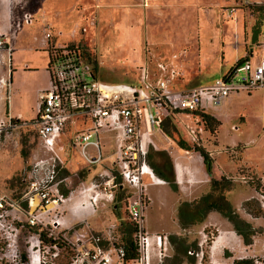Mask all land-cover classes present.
Instances as JSON below:
<instances>
[{"label":"rangeland","instance_id":"obj_1","mask_svg":"<svg viewBox=\"0 0 264 264\" xmlns=\"http://www.w3.org/2000/svg\"><path fill=\"white\" fill-rule=\"evenodd\" d=\"M24 13L32 15L31 26L21 22ZM235 13L243 17L251 34L257 32L252 45H255L257 58L264 56V39L261 37L264 0H0V80L3 79L6 86L11 81V87L5 88L0 84V113L12 116L15 120L19 115L16 125L0 137V192L21 201L29 181L40 183L47 179L46 164L32 170L35 163L51 157L42 147L32 121L36 117V93L49 83L46 54L49 46L75 45L82 48L98 80L103 83H135L141 66L145 65L154 71L155 64L166 62L172 63L181 76L179 88H192L208 84L210 71L215 75L210 78L213 80L219 76L222 67L228 69L232 61L243 54L244 50L240 49L237 53L232 51L230 58L227 52L223 57L226 42L224 22H228L227 17ZM17 24L20 26L17 27ZM48 34L50 38L44 44ZM202 52L208 55L204 57ZM263 110L264 90H256L249 95L240 92L233 95L226 105V116L221 107L215 111L216 115L206 114L219 123L212 132L206 129L203 122L197 123V126L203 125L197 143H192L187 133L189 128L194 127V117H172L171 124L177 131L172 140L164 135L161 128L153 131L148 153L163 151L169 156L176 185V189L172 190L154 175L146 161L154 178L146 176L143 180V231L150 236H168V255L161 264H177L173 256L177 255L178 240L185 241L188 250L202 252L200 264H211L210 248L220 232L225 230L224 227L229 226L226 221L222 225L218 223L221 216L215 211L208 212L199 224L186 228L180 226L177 210L182 203L195 204L205 196H216L219 191L218 188L213 191L207 176L195 168L182 172L180 162L192 159L195 152L181 150L177 146L178 140H184L192 148L203 149L213 165L217 160L223 165L234 163L235 170L227 172L228 178L222 177L225 180L222 185L226 188L222 195L228 201L226 194L232 191L233 198L242 196L248 200H243L241 204L242 213L232 207L242 220L245 221L247 216L241 217L240 214L264 217L258 200L249 198V194L259 189L260 194L264 195L261 179L251 172L256 166L260 170L264 168ZM87 126V121L83 123L79 119L75 127L64 131L57 144L58 151L55 150L62 161H55L58 170L55 180L67 178L57 185L58 192L65 194L67 199L71 195L67 203H58L62 212L59 216L62 215L70 228H82L90 238L99 237L101 248L109 250L114 244H122V231L132 228L124 212L125 199L132 194L130 188L120 180V184H115V180L119 179L115 164L88 167L80 158L78 149L71 145L74 132L83 131ZM104 137L103 151L106 157H110L115 154V141L112 134ZM103 173L113 177L110 191L104 189L107 176L101 177ZM156 180L163 184H155ZM82 183L85 187L97 186L94 191L98 197L95 200L93 197L96 194L92 192L91 199H86L83 204L86 209H78V212L71 214L68 208L80 193L79 186ZM110 194L111 199H106ZM21 207H26L23 202ZM27 212L28 208L14 215L25 221ZM210 214H215L216 220L208 222ZM13 223L18 228L19 221L14 219ZM254 230L251 239L259 237L264 240V220ZM233 233L244 244L234 230ZM171 238L176 242L172 244ZM33 241V235L23 230L5 240L0 238V246H6L8 251L17 254H30L29 244ZM222 244L229 247L227 243H221L219 247ZM233 248L227 253L214 247L213 250H217L214 255L217 256L216 262L227 263L229 259L234 261L244 255L242 246ZM262 255L264 251L255 257L260 258ZM70 257L69 250L62 249L58 260L61 264H68ZM177 257L181 259L178 264H197L195 256L186 254L185 258L180 254ZM246 260L253 264L251 259ZM150 264H158L154 255Z\"/></svg>","mask_w":264,"mask_h":264},{"label":"built area","instance_id":"obj_2","mask_svg":"<svg viewBox=\"0 0 264 264\" xmlns=\"http://www.w3.org/2000/svg\"><path fill=\"white\" fill-rule=\"evenodd\" d=\"M21 22L31 26L32 15L24 13ZM19 26L17 24V27ZM49 38V34L45 36L44 44H47ZM46 54L49 87L40 92L32 125L42 147L51 157L49 160L35 163L32 170L35 171L46 164L47 179L40 183L36 180L29 181L27 192L21 201L13 200L0 192V238L5 240L15 232L25 230L27 234L33 235L34 241L29 244L30 254H17L8 251L6 246H0V264H61L58 257L62 249L71 253L68 264H150L152 255L158 264H161L168 255V236H150L143 231L145 199L142 175H152V170L146 162L148 147L152 145V133L159 131L164 120L174 113L191 114L195 118V124L187 133L191 142L197 143L199 135L203 132V125L197 126V123L201 122L198 113H203L205 108H218L233 94L264 90V56H260L256 62H235L227 73L216 78L208 86L175 90L173 83L179 73L172 63L158 62L154 71L148 67L141 69L140 84L132 86L99 81L93 66L78 46L53 45L49 46ZM0 84L5 88L9 87L3 79ZM79 119H82L83 123L87 121L88 126L83 131L74 132L70 141L88 167L100 165L103 160L101 134H114L113 164L118 169L120 182L127 185L132 194L125 199L124 212L136 228L133 241L137 248V258L133 261H124L122 244H114L109 250L102 249L99 237L90 238L82 228H70L62 215L59 216L62 212L58 203H67L71 195L67 199L57 189V185L67 179L55 180L58 173L55 161H61L56 153L57 144L61 141L64 131L75 127ZM17 121L19 118L15 120L0 113V137L3 132L13 128ZM100 176H107L104 189L110 191L113 177L106 173ZM95 187L97 186L85 187L82 183L72 207L86 209L83 204L86 199H91ZM95 194L93 198L96 200L98 194ZM106 199H111V194ZM22 202L26 206L25 209L21 207ZM258 202L264 212L263 194ZM37 207L38 211L33 214ZM27 208L28 217L25 221L14 215L16 212H25ZM14 219L19 221L18 228L14 226ZM31 228H36L37 231L32 232ZM41 233L47 243L41 240ZM188 255L195 256L197 261L201 262V251H189ZM250 259L253 264H264L263 255Z\"/></svg>","mask_w":264,"mask_h":264},{"label":"crops","instance_id":"obj_3","mask_svg":"<svg viewBox=\"0 0 264 264\" xmlns=\"http://www.w3.org/2000/svg\"><path fill=\"white\" fill-rule=\"evenodd\" d=\"M227 10H230V9H227ZM227 18L229 20H228V22H224V25H226V26H223V29L225 30V36L224 37L226 39V42L224 43V47H223V57L225 58L226 52L229 55L228 58L231 57L230 55H231V52L232 51L235 52V53H237V52L240 51V49H243L244 52L241 55V57H237V58H235L232 61V65H230V67L228 69H223V67H222L219 76L216 77V78H219L222 75H224L225 73H227L233 67V65L235 64L236 61L248 60L250 62H256L259 59V57L258 58L256 57L257 56V51L255 50V47H254L255 45H252V43L256 41L257 32L251 34V31L249 30V26H247L248 24L246 25L244 23L243 17L240 14H238V13L231 14ZM261 37L263 38V19H262V23H261ZM43 52H45V51L43 50ZM202 54H203L204 57L206 55H208V54H204V52H202ZM212 60L213 59L211 58V62H212ZM186 61H188V60H186ZM223 61H224V59H223ZM223 61H222V63H223ZM145 67H147V66L143 65V66H141L139 68L140 69V72L137 75V78L135 80L136 81L135 83H117V84H125V85H132V86L139 85L140 84L141 69H143ZM212 67H213V65H212ZM12 72L13 71H11V73H10V80H11V77H12ZM212 73L213 72L210 71V74H208V75H210V78H213L211 76H215ZM180 77L181 76H179L174 81V83H173V88L175 90H188V89H193V88L205 87V86L210 85L216 79V78H214L212 80V79L209 78L208 79L209 80V83L208 84L198 85L196 83V85H198V86H195V87H192V88H185V87L179 88L178 82L180 80H182V79H180ZM9 86L11 87V81L9 82ZM48 87H49V83H48V85L43 86V87H41V88L38 89V92L36 93V97H35L36 98V102L38 100V97L40 95V92L46 90ZM251 93H249V94H251ZM237 94H239V93H237ZM237 94H233V95H237ZM233 95L229 96L218 107V108H220V107L222 108V112H224L225 116H226V113H225L226 105L229 103V101L231 100V98H232ZM8 99H9V96H8ZM218 108H215V109H213V108H205L202 112L204 114L216 115L215 111ZM9 115H11L10 112H9ZM178 115L185 116L188 119H191V117H193V115H191V114L177 112V113L172 114L170 117L166 118L164 120V122L162 123V125L169 124V127L175 129V127L171 124L172 117L173 116H178ZM221 116H223V115H221ZM16 118H19V115ZM162 125H161V130H162ZM235 129H237V128H235ZM176 132L177 131L175 129V132L173 133V136L176 134ZM106 134H112V138L114 139V134L112 132H103L101 134V144H102L103 160H102V162H101L100 165H105V164H109V163L112 164L113 163V159H114V154L111 155L110 157H106L105 154H104V151H103L105 149V145H104L105 144L104 143L105 137L104 136ZM166 137L169 138L168 136H166ZM169 139L172 140L173 138H169ZM65 140H66V138H65ZM181 141L184 142V140H181ZM228 166H230V167H228ZM180 168L182 169V172L183 173H186V170L191 171V168H195L199 173L206 175L209 182H211L212 180L218 182V181H220V179L222 177L224 179L228 178L227 172H232L233 170H235L236 165L234 163L233 164L228 163L226 165L225 164L223 165V164L220 163V160H217V161H215V164L214 165L212 163V171H211V174H208L207 171H206V169H205V167H204V165H203L202 158L200 157V155L198 153H194V157L192 159L185 160L183 162H180ZM251 172L253 173V175H256V177L258 179H261V183L264 186V168L260 170V169H258V166H256V168L254 167V169L253 168L251 169ZM146 176H148L151 179V177L153 175H151V174H143L142 175V181L144 180V177H146ZM150 185H152V184H150ZM152 186H154V185H152ZM259 190L254 191V194H249V198L250 199H256V200H258L259 197H260V195H261L260 192H259ZM233 196L234 195L232 194V191H229L226 194V198H227L228 202L232 205V207L236 210V212L242 213V211L240 209V207L242 206L241 204H242L243 200L244 201H248V200H246V198H243L242 196H239V197L237 196L236 198H233ZM68 209H69V212L71 214L78 212V209L72 207V204H70V206H69ZM240 215H241V217H246L247 216V218H244V219H245V221L247 223H249V224L252 225V228H254L256 226L262 225L263 220H264V217H251L248 214H246V215L240 214ZM216 218H217V216L215 214H210L208 216V222L211 221V219L216 220ZM219 220L220 221H218V223H220V224L221 223L223 224V222L226 221L222 217L219 218ZM225 223H227L229 226H225L224 227L225 230H223V231L220 232V235L215 239V241L213 243V246H211V248H210L211 264H218L216 262L217 261V259H216L217 256H214L217 253L216 252L217 250H220L221 252H227V253H229V251H231V250L234 249L233 248L234 246L235 247L237 246L238 248H241V246H242L241 249H242V253H244V255H242L241 257L236 258L237 260L250 259L253 256H256V254L259 255L260 253H262L264 251V240H262L259 237H254L252 239V244H250L248 246H246L244 244H241V242H239V240H237V237H235V234L233 233V228L230 227L231 225L227 221ZM224 231L226 233H223ZM221 243H227L229 245V247H227V248H223L222 247L221 248V247H219V244H221ZM214 247L217 250H213ZM232 262H233V259H229L227 263L226 262H221L220 264H232ZM197 264H200V263L197 261Z\"/></svg>","mask_w":264,"mask_h":264},{"label":"trees","instance_id":"obj_4","mask_svg":"<svg viewBox=\"0 0 264 264\" xmlns=\"http://www.w3.org/2000/svg\"><path fill=\"white\" fill-rule=\"evenodd\" d=\"M242 61H238L241 63ZM205 125L206 129L209 131H213L219 123L214 120L209 115L204 113L197 114ZM163 133L168 136L169 138H173V133L175 132L174 128L169 127V124L162 125ZM177 145L180 149L185 151H193L198 153L202 158L203 165L208 174H211L212 171V160L209 155L199 147H190L185 142L178 140ZM146 161L148 162L149 166L152 168L154 175L159 178L160 180L166 182L168 186L172 189H176L175 185V175L172 168V163L169 156L163 152H151L147 154ZM222 182L225 180L220 179V181H211L212 190H216L218 188L219 193L216 196H205L199 202L195 204H188L182 203L177 210L178 222L181 227L186 228L187 226H191L194 224H199L204 221L206 215L210 211H215L220 214V216L225 219L233 228V230L242 238L244 245L248 246L252 244V236H254L255 230L250 226V224L246 223L244 220L239 218V216L233 210L231 204L226 201L224 196L222 195V191L226 188L222 185ZM115 184H120L119 179L115 180ZM65 195V194H64ZM32 232H36V228H31ZM122 247L124 249V261L129 262L133 261L137 258V248L134 244L132 239V235L136 233V228L132 226V228L127 229L126 231H122ZM41 240L44 243L46 239L44 235L40 234ZM172 244L176 241L171 238ZM185 241L178 240V244L176 245V252L177 255H182L185 257L186 254L191 250H188V246H184ZM174 255V262L179 263L180 258ZM189 256V255H188ZM186 258V257H185ZM232 264H251L249 260H234Z\"/></svg>","mask_w":264,"mask_h":264},{"label":"bare ground","instance_id":"obj_5","mask_svg":"<svg viewBox=\"0 0 264 264\" xmlns=\"http://www.w3.org/2000/svg\"><path fill=\"white\" fill-rule=\"evenodd\" d=\"M152 175H153V173H152ZM153 178H154V175H153ZM153 184H154V183H153ZM153 184H152V185H153ZM155 184H163V182L160 181V180H156V181H155ZM220 246H221V247H227V245H225V244H224V245L222 244V245H220Z\"/></svg>","mask_w":264,"mask_h":264}]
</instances>
